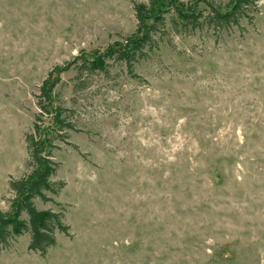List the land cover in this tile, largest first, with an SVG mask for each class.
I'll return each mask as SVG.
<instances>
[{
	"label": "rangeland",
	"instance_id": "rangeland-1",
	"mask_svg": "<svg viewBox=\"0 0 264 264\" xmlns=\"http://www.w3.org/2000/svg\"><path fill=\"white\" fill-rule=\"evenodd\" d=\"M138 1L0 0V210L55 66L74 127L54 151L63 188L35 200L69 234L44 256L14 236L0 264H264V0L243 35L170 36L131 72L79 74L135 31Z\"/></svg>",
	"mask_w": 264,
	"mask_h": 264
},
{
	"label": "trees",
	"instance_id": "trees-1",
	"mask_svg": "<svg viewBox=\"0 0 264 264\" xmlns=\"http://www.w3.org/2000/svg\"><path fill=\"white\" fill-rule=\"evenodd\" d=\"M133 9L135 31L95 59H83L77 67L79 74L108 72L111 61L124 64L131 72L170 36L203 32L220 42L234 34L243 35L260 14L261 0H146L135 2ZM61 70L59 66L50 70L36 95L39 111L32 130L25 134L30 171L9 180L13 196L9 210H0V247L12 237L29 232V250L44 256L56 245L58 234H69L63 211L38 209L35 204L36 199L53 201L49 194H58L64 186L52 180L58 170L56 141H65L67 132L74 128L65 110L54 104Z\"/></svg>",
	"mask_w": 264,
	"mask_h": 264
}]
</instances>
